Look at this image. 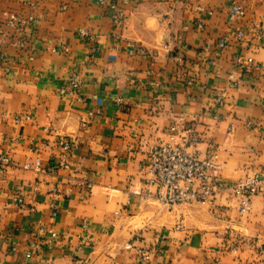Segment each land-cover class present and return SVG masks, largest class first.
I'll use <instances>...</instances> for the list:
<instances>
[{
	"label": "crops",
	"instance_id": "obj_1",
	"mask_svg": "<svg viewBox=\"0 0 264 264\" xmlns=\"http://www.w3.org/2000/svg\"><path fill=\"white\" fill-rule=\"evenodd\" d=\"M230 7L243 13L233 22ZM121 8L117 28L97 0H0V264H264V194L240 213L229 190L264 174V37L253 30L264 0ZM8 13L31 21L24 49ZM72 75L81 88L61 94ZM172 125L191 131L187 152L211 158L226 191L170 208L155 199L147 156Z\"/></svg>",
	"mask_w": 264,
	"mask_h": 264
},
{
	"label": "built area",
	"instance_id": "obj_2",
	"mask_svg": "<svg viewBox=\"0 0 264 264\" xmlns=\"http://www.w3.org/2000/svg\"><path fill=\"white\" fill-rule=\"evenodd\" d=\"M121 1L127 0H97L100 7L104 8L111 20L112 24L119 28L122 27L125 20V13L121 8ZM243 13L237 8L230 7L228 10V18L230 22L237 20ZM31 23L30 19L17 16L13 13L7 14L5 26L14 28L16 32L23 36L22 40L16 42V46L24 49L27 38L29 37L28 27ZM255 32H259L264 37V29L254 28ZM3 36V33H0ZM79 35L83 38L91 37L85 31H79ZM242 32L237 30L236 38L241 40ZM222 47L223 44H220ZM95 49L92 48V51ZM31 59L32 56L30 55ZM178 61L181 59L176 58ZM6 56L0 51V65L6 63ZM236 65L240 70H246L253 65V60L236 59ZM230 86L236 87L237 84L232 76H229ZM81 88V81L77 75H72L59 92L66 95H76ZM219 101V98L217 99ZM24 120H31L29 116H25ZM22 118H15L16 122H20ZM250 125V123H249ZM190 134L191 131L179 129L176 125L168 128L166 138H157L151 146L146 163L148 174L147 183L154 187L155 199L165 207H173L182 204H191L197 202H205L213 199L219 192L226 191L220 184L217 172V166L211 158L199 159L187 152V149L194 147L197 139L193 136L186 138L184 134ZM59 144L63 151H67L69 144L60 139ZM9 164L7 157H0V173H3ZM37 168V165L35 166ZM28 166L25 165L24 169ZM234 193L240 213L249 210L251 200L259 195L264 194V174L252 173L237 182L234 188L229 189ZM86 238L80 239L78 250H82L86 245ZM36 248L35 245H32ZM126 250L134 249L133 244H127ZM139 261H146L150 255V251L146 248H136ZM29 256V255H28Z\"/></svg>",
	"mask_w": 264,
	"mask_h": 264
},
{
	"label": "bare ground",
	"instance_id": "obj_3",
	"mask_svg": "<svg viewBox=\"0 0 264 264\" xmlns=\"http://www.w3.org/2000/svg\"><path fill=\"white\" fill-rule=\"evenodd\" d=\"M125 246H126V245H125ZM125 246H124V247H125Z\"/></svg>",
	"mask_w": 264,
	"mask_h": 264
}]
</instances>
